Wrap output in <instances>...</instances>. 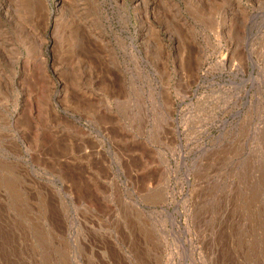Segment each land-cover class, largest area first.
<instances>
[{
  "label": "rangeland",
  "instance_id": "obj_1",
  "mask_svg": "<svg viewBox=\"0 0 264 264\" xmlns=\"http://www.w3.org/2000/svg\"><path fill=\"white\" fill-rule=\"evenodd\" d=\"M0 264H264V0H0Z\"/></svg>",
  "mask_w": 264,
  "mask_h": 264
},
{
  "label": "bare ground",
  "instance_id": "obj_2",
  "mask_svg": "<svg viewBox=\"0 0 264 264\" xmlns=\"http://www.w3.org/2000/svg\"><path fill=\"white\" fill-rule=\"evenodd\" d=\"M65 2V1H64ZM63 3V2H62Z\"/></svg>",
  "mask_w": 264,
  "mask_h": 264
}]
</instances>
